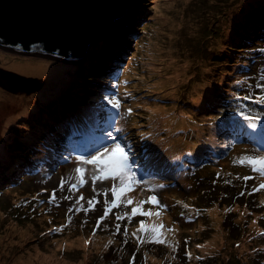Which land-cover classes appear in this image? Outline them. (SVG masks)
Instances as JSON below:
<instances>
[{
	"label": "rangeland",
	"instance_id": "obj_1",
	"mask_svg": "<svg viewBox=\"0 0 264 264\" xmlns=\"http://www.w3.org/2000/svg\"><path fill=\"white\" fill-rule=\"evenodd\" d=\"M262 12H264V0H137L128 12V16L122 18L119 22L117 21L115 24L117 26L113 27L117 28V34L111 30L104 37L102 36L100 38H102L101 42L104 54H110L111 50L116 46V39H119L123 32L130 30V32L138 36V41H134V43L135 45L140 44L138 54L141 58H139V63L136 65L137 71L134 76L137 77V81L133 87L139 95H146L148 101H153L151 99L154 97L150 93H156V90H159V93L168 95L163 102L159 101V103L167 104L169 111L173 113L174 110L171 108L173 101L171 98L178 97L175 103H179L182 106L186 102L189 94L196 93L198 96L202 84V77L210 79L215 84L213 86L208 85V88L212 89L213 87H221L217 83L228 82L229 73L226 70H231L232 73L239 71L248 72L253 65H258L259 69H264V63L260 62L258 52L255 56L236 63L232 68L231 61H237L240 55L237 54V51L228 49L227 47V44L239 45L244 43L245 37H242V35H246L247 32H241L240 29L236 28V25L242 19H256L252 28L256 25L258 26L256 37L261 40L264 36V15L261 14ZM174 19L178 20L177 23H174ZM146 23H148L147 27L145 25ZM141 28L145 29L142 30ZM157 31L160 33V36L157 35ZM152 36L159 39V51L161 52L159 58H163V56H166L170 52L166 45L170 44L173 47L171 52L173 55L166 56L161 61L158 60L154 66H150L151 61L153 62L154 59H150L149 57V54L154 55V52H146ZM96 40L89 44L86 50V56L84 55L85 58L83 56L82 58L71 60H57L59 61L58 64L51 63L45 75L40 76L43 83L42 90L39 93L32 92L29 94L11 90V84L7 79L8 73L37 79L39 75L25 74V64L19 65L24 62L26 58L24 56L33 57L37 60L44 58L38 55H24L8 49L2 50L0 47V114H3V118H0V120L7 122L10 119L7 127H4V125L0 126V153L2 151L5 152V157H1L0 159L1 166L4 167L10 162L15 163L24 155L17 152V149L24 142V140L22 141L24 138L23 134H26V128H28L26 120L30 119L33 121V118L36 116L35 113L32 114L33 111H39L41 108L51 105L49 88L56 78L59 76L67 77L68 81L72 84L90 82L93 76V70H95V62L99 55L95 54L99 46V42L96 44ZM121 42H124V40ZM111 44L114 45L112 48L110 47ZM131 52L134 51L132 50ZM125 53H130V49L127 48L120 54V57H123ZM15 58L19 60H15ZM227 60L229 63H227ZM80 61L83 62L80 63ZM175 67L180 70L178 74L173 73ZM158 76H162L161 81L168 84L166 87L162 88L159 86L158 88L154 84ZM171 78L174 80V83L166 82V79ZM257 79L259 84H264V74L257 76ZM250 84L253 85L252 81H248L246 86ZM119 86L120 90L123 91L124 97L128 98L129 96L130 99L133 98V94L135 93L130 91L129 85L125 83L124 79L121 80ZM25 87L27 89L30 88L28 84ZM143 90L146 91L142 92ZM9 93L25 94L31 100L32 104L28 108L21 106L20 109H13L11 108L12 104L6 102L3 97V94L9 95ZM44 94L48 95L47 99H42L43 96H46ZM76 106V104L72 106L73 111ZM49 110H51V107ZM127 110L128 108H125V112ZM22 111L26 113L24 114ZM9 112L12 118H6L9 116ZM59 112L62 111L57 110V113ZM71 112V110L65 109L67 116H71ZM125 112L122 116L125 115ZM26 114L28 115L25 116ZM149 114V112L141 114L138 120L140 121L141 117H150ZM195 114L196 116L198 115L197 118H199V121H197V124H201L200 128L208 131V127L205 124L207 116L204 114H198V111H193V113H184V117ZM167 118L173 117L170 116ZM51 127H53V123H51ZM184 128L177 126V123H175L163 133L165 141L158 153H161L164 164H174L177 158L185 154L190 147L191 143L185 144L179 135L180 131L182 132ZM58 133L59 137L64 135V132L59 131ZM156 135L159 136V133ZM53 138L57 142V136L54 135ZM60 147L57 142L54 150H51V152L47 151L45 159H48L49 156L58 152ZM239 151L243 153L242 148ZM38 154L40 155V153ZM231 163H228L227 170L221 174L219 180L217 179L216 182L213 181L214 177L211 175L204 178H200L197 175L194 180V187L197 189L198 194L197 192L191 193L190 191L181 194L183 202L180 204V207L187 203H193L194 200L198 206L194 214H189L192 217V222H187V225L184 226L185 231L187 230L189 232L187 234L189 239L185 242V246L192 250L194 257L192 260H177L172 264H264V251L260 253L255 251V249L264 246V223H261L260 219L263 215L259 216L256 214V216L251 218L249 213H246L247 209L253 206L255 202V198H249V195L253 193H247L246 191V195L237 197L231 192L233 189H241L240 191H244L240 187H235L241 181L239 175L229 178V176L237 172L234 166L233 172H231ZM81 167L86 169L85 180L87 183L79 186L78 191L73 190L71 198L67 200L70 204H64L61 210L63 217L57 220L58 227L55 229L56 233L53 234V239L49 238L52 243L50 244L48 241V251L42 250L37 243L38 240L33 238V246H31L30 251L3 254L0 257V264H13L16 259L28 255H33L36 261H44L49 264H106V260L100 256V249L98 245L96 246L95 241L84 237V233L88 229L87 223L89 217L93 215L91 212L93 208L89 209L87 201L93 199L95 203L101 191L103 180L97 181L94 189L91 176L96 171L95 166L85 164ZM51 171L50 168H47V170L40 169L39 172L43 174L38 176V184L41 189L40 194L44 196L43 198H48L51 195L50 192H55L56 200L59 196L60 188L56 191L53 189L51 183H58V180L51 179V176H53L49 173ZM1 176L2 172L0 171V186L2 187L0 189V197L4 195L3 199H11V202L15 197H21V194H30L32 199L36 198L35 191L38 188L36 187L34 189L29 180L19 185L21 194L18 191L11 198L12 190L5 192L7 184L2 186L4 180ZM56 178L59 177L57 176ZM27 188L29 189L27 190ZM250 189L251 187L247 188V190ZM81 194L84 199L79 201L77 208L70 210L74 200H78ZM41 195H38L39 199L37 202L43 199ZM233 200L238 201L234 205L230 204ZM44 201L45 199L42 200V202ZM14 205V202H11L10 205L8 204L10 209ZM81 205H83V208H81ZM35 206L37 208V205ZM237 208H243L245 212H236L235 215L231 216ZM255 209L260 210L259 207ZM216 212L218 213L217 216L212 217V214ZM0 214L2 213L0 212ZM180 215L181 211L177 209L176 216L179 219H183V216ZM136 219L133 218L135 221ZM217 219L219 222H216ZM4 220L10 221V217ZM33 221H36V217L33 218ZM50 226L51 224L48 223L44 228L47 229ZM35 232H37L36 227ZM216 232H220L223 235L224 238L221 243H224V245L219 246V243L214 244L212 242ZM5 234L13 237L10 231L5 232ZM4 237L6 236L0 233V238L4 239ZM178 237L180 238L179 233ZM130 240L136 243V240ZM73 241L76 242L74 243ZM122 243L125 244V242ZM208 243L213 248L209 249ZM198 245H202V247H198ZM38 253H44L46 257L41 260ZM137 253V257L131 259V264H145L141 259V252L138 251Z\"/></svg>",
	"mask_w": 264,
	"mask_h": 264
},
{
	"label": "bare ground",
	"instance_id": "obj_2",
	"mask_svg": "<svg viewBox=\"0 0 264 264\" xmlns=\"http://www.w3.org/2000/svg\"><path fill=\"white\" fill-rule=\"evenodd\" d=\"M245 15V14H244ZM128 16V12L126 15H123L122 18H125ZM120 18V20H122ZM119 20V19H118ZM119 20V21H120ZM118 21V22H119ZM177 19H174V23H177ZM256 22V19H242L239 21V23L236 25V28L240 29L241 32H246L248 29L252 28L254 26V23ZM117 23V22H116ZM112 31L118 32L117 28H112ZM157 35L160 36V33L157 31ZM128 38V41H124L122 48L127 47L132 51L134 49L136 41L134 33H131L130 30L124 33L123 38ZM242 37L248 38L247 35H242ZM100 43V47H101ZM170 52L166 56H171L173 55L172 49L173 47L168 44L166 45ZM98 47L97 53L101 51L102 48ZM2 50H7L6 48H2ZM10 50V49H8ZM124 51V50H121ZM153 51L154 55L149 54L150 59L153 58L154 61H151L150 66H154V64L158 60H163V58H159L161 55V52L159 51V39L155 37H151L150 39V45L149 48L146 49V52ZM120 52V50H118ZM122 53V52H120ZM48 55H43L44 59H35L33 57H26L23 63L25 64L24 72L25 74H33V75H39L43 76L48 70V66H51L50 56L51 54L47 53ZM28 55V54H27ZM35 55V54H33ZM32 55V56H33ZM23 58V57H21ZM20 58V59H21ZM15 60H19L15 58ZM128 62V56L125 58H122L121 61L119 62V69L115 73H110L109 71L107 73H102L100 77L95 79L93 81L92 85H83V83H77L78 87L82 90L84 99L77 103L75 110L73 111L72 105L67 102L68 96L70 93H67L60 102L55 103L54 107H51V110H49L50 107H46L38 113L35 118H33V121L30 119H27L26 122L28 123V128L26 131V134L24 135V138L26 139V143L24 146V155L19 161L10 162L6 164V166H0V171L2 172L1 178L4 180L2 186L16 181L17 178L24 176L28 172H36L40 169H46L50 168L52 164H58L60 163L66 156L69 154L73 153L74 151L78 152H89L90 150L96 148L100 142H102L105 139H108L114 135L120 136L123 140L124 143H129L130 141V136H124L121 134V131L118 127V122L115 120L114 116H106L103 113H93V114H85L80 111V104L82 102L86 103H91L92 99L94 96H96L98 93L101 92H110L114 86V80L115 78L119 75L120 71L126 67ZM57 64V63H56ZM12 68V67H11ZM23 72V73H24ZM180 70L175 67L173 69L174 74H178ZM146 77V75H144ZM162 76L156 77V80L154 81V84L159 88L160 87H166L168 84L163 83L161 81ZM68 80V79H67ZM210 79L206 77H202V84L199 90V95L197 96L196 93H191L188 95V98L186 102L180 106L179 103H175V100L178 99V97L171 98L173 103L171 104V108L174 110V112L169 111V107L167 104H160V103H154V102H146L148 105H152L153 107L151 108V111L158 114L159 117H165L167 115L172 116L173 118H166L167 121H176L177 119V126L179 127H185L182 129V132L180 131V136L182 137L181 140L185 138H190L194 139L196 136H193L195 134H198L202 128L199 127V124L194 125L197 130L195 132H189L187 130V126L189 125V121L187 118L183 116L184 113H193V111H206L210 107H215L219 108L225 104L231 103L233 99L230 96V93L226 91L223 87H213L211 91L209 92L208 85H215L212 83ZM101 82L102 88L99 91H95L94 88L99 85ZM166 82L174 83V80L171 79H166ZM33 91V90H32ZM146 90H143L144 92ZM1 93V91H0ZM55 94H58V92L50 93L49 96H53ZM154 98L151 100H159L160 102H163L164 99L168 97V95L159 93V90H156V93H150ZM46 95V94H44ZM39 96V95H38ZM3 97L5 98L6 102H9V104H12L11 108L13 109H20L21 106H25L28 108L29 105H31V100L26 96V95H17V94H12L9 93V95H4ZM48 95L43 96L42 99H47ZM116 98L115 95L107 96L106 100H110ZM202 103V104H201ZM64 109V112L60 116H53L50 117V114L52 111L55 109ZM65 109L71 110L72 114L71 116H67V113H65ZM139 111H144V108L142 106L138 107ZM22 113H26L25 111H22ZM27 115V114H26ZM1 118V114H0ZM6 118H12L10 115ZM106 118H112L107 120ZM10 119L6 122L4 127L9 123ZM51 123H53V127H51ZM163 123V122H162ZM67 124V125H66ZM1 126V125H0ZM49 127H51L49 129ZM62 130L65 132V136H61L60 140L66 144V138L70 139L74 134H76L77 137L80 139V144L75 145V146H68L65 145L64 149H60L58 152L54 153V155L49 156L48 159L46 158L47 155V147H48V136H50L54 131L56 130ZM162 130L165 131L164 128H161ZM232 132L222 131L220 135L224 138L225 143L232 142L236 137H240L243 139H249V140H256V141H262L264 145V131H257L253 128H250L246 124L240 122V121H235L230 125V128ZM91 132L90 135L87 133ZM29 133V135H28ZM101 135L99 136V134ZM240 133V134H239ZM66 137V138H65ZM143 142H145V139H142ZM132 145V144H130ZM159 146L162 148V145L159 142ZM55 148V147H53ZM33 151V159H31L30 156V151ZM239 151V150H238ZM40 153V155L38 153ZM138 150L135 151L137 153ZM218 151L212 150V149H204V148H197L194 150V154L191 156H185L183 158H177L174 164H164L162 160V155L161 153H157L153 151L154 155V160L152 161H146L145 159L141 158L138 161L134 163L136 167L139 168L140 174L142 176H153L155 175V171H150L148 170L147 165L151 166L153 169H158L159 168V180L163 182H173L174 185H181L183 183V180L185 179V176L183 173H180V170L183 171H188L190 169V166H184V162L189 161L192 157L194 156H199L203 158H214L218 155ZM53 154V153H52ZM42 167V168H41ZM2 187L0 186V189ZM259 198L264 200V191L259 194ZM45 201L43 202L44 208L46 210L47 204V198H44ZM121 199L123 201H126L128 197H126L124 194L121 196ZM134 201V199H133ZM53 212L56 211V208L54 207L52 209ZM217 212L212 214V217L217 216ZM47 222L51 223V218H46ZM216 222H219L217 219ZM96 229V226L92 229L89 230L86 234L92 235ZM178 229H181L179 227ZM18 233L23 236L28 233L27 229H20ZM223 235L220 232H216L214 234V237L212 239V242L214 244H218L219 246L224 245V243H221L223 240ZM176 239H178V232H174L171 235V243H173ZM74 243L76 241H73ZM223 242V241H222ZM209 249L213 248L211 245L208 243ZM170 246H162L164 250H168ZM39 257L41 260H43L46 255L44 253L40 254L38 253ZM14 264H49L45 263L44 261H36L34 259L33 255H28V256H22L21 259H16ZM153 264H158V261L155 259L153 261Z\"/></svg>",
	"mask_w": 264,
	"mask_h": 264
},
{
	"label": "clouds",
	"instance_id": "obj_3",
	"mask_svg": "<svg viewBox=\"0 0 264 264\" xmlns=\"http://www.w3.org/2000/svg\"><path fill=\"white\" fill-rule=\"evenodd\" d=\"M134 5H132L131 8ZM131 8H130V10H131ZM143 14H144V11H143ZM141 15H140V17H141ZM133 17H134V15H133ZM146 24H148V23H146ZM115 26H117V25H114L113 27H115ZM256 28H254V29L250 28V29H248L246 31L247 32L246 35L248 36V38L244 39V40H247L246 48H248L250 46L252 50H255L258 47H260V46H257L259 40L256 37L255 32H253ZM108 31L110 32L111 30L109 29ZM124 33L125 32H123V34L121 35L122 38L116 39V46L113 49L114 52L117 54V58L115 57L114 52L112 50H111L110 54H106V53L104 54L103 49H101V52H99V53L96 52L95 53V54H99V55H98V58L96 59L95 67H94L95 69H97V72L95 74H93V80L92 81H94L95 79L100 77L102 73H107L108 71L110 73H112L114 70H116V68L119 65V62L123 58V57H120V54H121L120 52L123 53V51L118 52V50H121V49L124 50V51L126 50V47L122 48V45H123L124 42H121V41L122 40L128 41V38H126V37L123 38L124 37ZM131 33H133V32H131ZM134 35H135L136 41H138L137 40L138 36L136 34H134ZM119 40H121V41H119ZM1 48L10 49L12 51L20 52L21 54L25 55V53H24L25 51H23V50H17V49L8 48V47H1ZM35 49H38V48L33 47V50H35ZM39 50L41 52H32L31 51V55H33V54L38 55V56L48 55L44 50H41V49H39ZM231 50L237 51L234 47ZM241 55H243V54H240V56ZM51 59H56V60H51ZM227 59L230 60L229 58H227ZM48 60H50L49 63H57L58 64L59 61H57V60L62 61V60H71V59L70 58L61 57L58 54H53L52 56H50V58ZM114 64H116L117 66H114ZM10 76H11V78H10ZM17 76H20V75H14V74L8 73V77L9 78H7V79L9 80V82L11 84V90L16 91V92H25V94H27V93L29 94V93H32V92L39 93L42 90L43 83H42V79H41L40 76H39V78L37 77V79H35L33 77H27V76L21 75V76H23V79H25V81L24 82L22 81L23 83H21V87L20 88H17L16 83H14V78H17ZM61 77L62 76H59L58 78H56L53 81L52 85L49 88L50 93L58 92V91L55 90L57 88H54L56 86L61 87V90L64 89L65 84H62V82H61V84L59 83V80L62 81ZM33 79H34V82L32 81ZM64 79H65L64 82H66V83L69 82L67 80V77H64ZM136 81H137V77H136ZM26 84H28L29 86L33 85L34 89L28 90L25 87ZM85 84L86 83H83V85H85ZM68 85L69 84H67V88H68ZM72 85L73 84L71 83V86ZM101 88H102V84L100 82V84L97 85L96 89L94 88V90L97 92ZM31 90H33V91H31ZM80 92H81V89L78 87V85H76L74 90L68 92L70 94L68 96L67 102L68 101L73 102L72 106L74 104H76L78 102L79 97H80ZM136 93L139 95L138 92H136ZM65 94H67V93H65ZM17 95H21V94H17ZM58 95L60 96V92H58V94L50 96L51 101H53L54 98H56V97L58 99L59 98ZM107 96L108 95L94 96L91 103L82 102L81 106H80V111L81 112L82 111H87V110L92 108V105H93V107H95L97 105V108L101 107V109H102L103 106H107V103H108V100H106ZM63 97H65V95H63ZM139 97H143L144 98V101L141 100L140 101L141 105L138 106V107L142 106L144 108V111H139L138 107H137V109L134 111V116H135L136 122H131L130 123L129 130H132L134 132V134H135L134 130H136L138 128L137 124L141 123L143 120H145V122H143L144 127H141V132H139V136H137L136 144L140 148H143L144 150H146V149H148L150 147H153L155 145L156 146L159 145V142L163 146L164 145V141H165V138L163 137V133L166 132L172 125H174L177 122L178 119L173 122V121H167L166 120V117H170L169 115H167L165 117H159L158 114H156V113L151 111V108L153 107L152 105H149V106H151L150 109L148 108V106L144 105V104H146V102L159 103V100L157 99V100H154V101H148L146 99V97H147L146 95H143V96L139 95ZM62 99L63 98L61 97V100ZM55 103H57V102H55ZM54 104L53 105L51 104L48 107L56 106ZM44 108H46V107H44ZM44 108H41L38 111V113H40V111L42 109H44ZM57 110H61L62 112L57 113ZM96 110H99V109H96ZM63 112H64V109H62V108L55 109L54 111L51 112L50 117L60 116ZM100 112H101V110H99V113ZM146 112L150 113L149 114L150 117H141L140 121H139L138 117L141 116V114H145ZM151 112H152V114H151ZM101 113H103V112H101ZM9 115H10V112H9ZM27 115H25V116H27ZM183 116H184V114H183ZM1 118H3V114H1ZM185 118H187V120L189 121V125L187 126V128H189L192 125V123H195V121H199V118H193L191 115H188ZM152 119H157V121L155 122L154 125L150 126L149 121L152 120ZM5 124H6V122H2L0 120V125H5ZM8 124L6 125V127L8 126ZM125 125H127V123H125ZM118 127H119V123H118ZM50 128L51 127H49V129ZM161 128H164L165 131L162 130ZM60 132H63V131L60 130ZM55 133H57V131H54L52 134L55 135ZM158 133H159V136L156 135ZM194 136H196V135H194ZM142 139H145V142H143ZM182 142H184L185 144H189L190 143L187 140V138L183 139ZM25 143H26V139L24 140V146H25ZM71 143H72V146L80 144V142L77 141V136L75 138L71 139ZM24 146L23 145L19 146V148L17 149V152H20V150L23 151L24 150ZM139 151L140 150H138V152ZM153 156L154 155L152 154V156L149 157V161L154 160ZM66 157H69V156H66ZM83 165H85V164L82 161H80L78 158L70 157L62 165V167L57 171L56 176L53 177V179H57L58 180V183H56V182L51 183L52 186H53V189L56 191L58 188H60V193H59L58 198L55 201H53V200H50L51 196H52V192H50L51 195L47 198V201H46L47 207H46L45 213L49 217L51 216L50 217L51 218V223L47 222V224L49 223V224H51V226H50V228L45 229L44 226L47 225V224H45L43 226L42 230L40 231V234H39L40 236H47V239L50 242V244L52 243L50 239H53V237H54L53 234L56 233L55 229L58 227L57 226V220L63 217V213H61V210L63 209L64 204H67V205L70 204L67 201L69 198L66 199V197H70L71 198V196L73 194V190L70 189V185H71V183H74V182L77 183L78 182L79 174L75 172V169L77 167H81ZM70 167H71V169H70ZM147 167H148V170H150V171L159 172V168L158 169H153L149 165H147ZM205 173H207V172H205ZM57 176L59 178H56ZM62 180L66 181L65 186L63 188H61V186H60ZM11 183L13 184V182H11ZM103 183L104 184H108L109 181L106 179V180H103ZM165 183L166 182H163V181H159V184L153 183L152 188H148L145 191H143L144 195L142 197H140L141 200L142 201H148L146 203H149V201H150L149 198L152 195H156L158 197L160 194L167 192L168 188L165 187ZM154 185H163L164 187H162V188L158 187V188H155L154 190H152ZM101 190H103L102 189V185H101ZM40 191H41V189H40V185H39L38 186V190H36V192H35L36 193V198H34L33 201H37V196L40 194ZM174 193H175V196H176L178 191H174ZM42 194H44V193H42ZM138 196H140V195H138ZM166 196L171 198V192H167ZM41 197L43 198L44 196L41 195ZM137 197H136V195L132 197L134 199L133 202H136L139 199ZM1 199L2 198L0 197V200ZM43 199H41V208L44 207L43 202H42ZM159 199H160V196H159ZM97 200L99 201V203H96L95 207L91 210L93 215L91 217H89V220H88V223H87L88 224V229H86L85 233H87L89 230H92L96 226V229H95L94 233L92 235L86 234V236L89 239H92V240L95 241L96 246L97 245L99 246L100 253L102 251H109V252H112L114 254V258H113V260L111 261L110 264H131V259H135L137 257V255H138L137 252L138 251L141 252V259L143 260V262L145 264H153V261L155 259L158 261V264H172L175 261L181 260V259H188V260H192L193 259V257H194V256H192L193 252H192L191 249H187L185 247V242H187V240H184L181 237L180 233H179L180 238L179 237L178 238H179L180 241L183 242L184 247L175 246L174 248H172V249L169 248L168 250H164L162 248V246H170L172 244L170 242L171 241V235L168 234L170 229L166 230L165 235H163V239H165V241H166L165 243H158V242H154V241L149 242L148 241L149 238H142L144 240V242H141V240H138V239H135L136 243L130 242L131 241L130 239H133V237H134L132 234L134 232H136V233L138 232L137 230L139 229L140 221H144V224H146L147 219H145V217H144L145 215H138L137 214L136 216H134V219L137 218L136 221H135V220L130 219V218L117 219V216H114L111 213H109L107 215V217L102 222H100L99 218L101 216H103L105 211H106V200H111V199L106 198V196L104 195L103 197L102 196H100V197L98 196ZM76 201L77 200H74V203L71 205L70 209L77 208L78 203H76ZM54 207L56 208V211L54 213H51V212H53L52 209ZM121 207H123V206H121ZM243 212H245L244 209H243ZM58 223H60V222H58ZM118 228H119V230H117ZM184 228L185 227L180 229V232L182 231L181 233H184V231H185ZM167 237H169L170 240H168ZM122 242L129 243V246L131 248V253L130 254L128 252L124 253V252H120L119 251V244L122 243ZM261 249L262 248H258L255 251L257 252V251H260ZM46 251H48V250H46ZM189 252L191 253L190 256L187 255V253H189Z\"/></svg>",
	"mask_w": 264,
	"mask_h": 264
},
{
	"label": "water",
	"instance_id": "obj_4",
	"mask_svg": "<svg viewBox=\"0 0 264 264\" xmlns=\"http://www.w3.org/2000/svg\"><path fill=\"white\" fill-rule=\"evenodd\" d=\"M135 2L0 0V47L23 50L28 55L31 51L41 52V49L51 55L82 58L86 56L89 44L112 30L118 18L120 20L126 15ZM33 47L38 49L33 50ZM22 81H25L23 76L14 78L17 88L21 87ZM30 88L34 89V86ZM238 157V154L232 153L229 162ZM234 169L248 172L251 167L243 164L234 166Z\"/></svg>",
	"mask_w": 264,
	"mask_h": 264
},
{
	"label": "snow or ice",
	"instance_id": "obj_5",
	"mask_svg": "<svg viewBox=\"0 0 264 264\" xmlns=\"http://www.w3.org/2000/svg\"><path fill=\"white\" fill-rule=\"evenodd\" d=\"M245 99H250L251 97H244ZM257 102L264 103V95L257 98ZM109 103L112 104L114 108H119L121 106L120 100L118 98H113L109 100ZM129 112L132 110L129 109ZM241 116H244L245 120H248L251 123L252 127H256V121L260 120L261 118L259 116H250L245 115L244 112L240 113ZM114 153H119L118 155H113ZM131 148L129 146H126L122 144L119 140H117L115 137H112L111 143H109L106 146H101L94 155H91L88 158H85L83 156L79 157V160L82 161L84 164L93 165L96 168L95 173L91 176L92 186L95 189V184L97 181H102L106 179H119L121 187L117 189L115 186L112 188V192L115 194V200L112 202H107L106 204H109V206L106 208V211L103 216L99 218V221L102 222L107 215L111 212L112 208L118 207L119 205L116 203V201H121V196L126 191H132L133 185H139L142 183H145L144 181L137 179L136 174L132 171V165L130 163V156ZM240 164H247L249 165L253 171L264 174V155H243L239 159ZM85 171L86 169L84 167H77L75 169V172L79 174L78 181L79 183H71L70 189L71 190H79V186H82L84 183H87L85 180ZM243 179L248 180L251 179V177H243ZM66 181H61V188L65 186ZM162 188L163 185H154L153 189L155 188ZM259 189H264V183H261L259 185ZM259 189H255L254 191H258ZM106 195V193H105ZM243 195V193H242ZM56 193L53 192L51 199L55 200ZM70 197H66L68 199ZM84 197L81 194L79 199L76 201V203H79L80 200H83ZM150 201L153 204H156L160 207H165L164 205H160V201L157 198L156 195H152L150 198ZM148 201H141L140 204H138L136 207H133L131 209L130 215L136 216L138 213L142 215H159V213H151V212H141V207L143 203H146ZM89 209L95 207V203H99L98 200L95 201L93 199H89L87 201ZM126 204L131 205L133 204L132 199H127ZM81 208H83V205H81ZM84 209V210H89ZM71 210V209H70ZM129 215L128 213H125V216ZM124 217L118 216L117 219H123ZM164 227L163 224L159 225H152L150 228L144 224V221H140L138 232H145V233H151L152 239L154 242L158 243H165V239H163V233L161 232V229ZM119 230V228L117 229ZM133 236H136V232L132 234ZM138 240H141V242H144V240L137 236ZM198 247H202V245H198ZM187 255H191V253H187Z\"/></svg>",
	"mask_w": 264,
	"mask_h": 264
},
{
	"label": "trees",
	"instance_id": "obj_6",
	"mask_svg": "<svg viewBox=\"0 0 264 264\" xmlns=\"http://www.w3.org/2000/svg\"><path fill=\"white\" fill-rule=\"evenodd\" d=\"M261 14L264 15V12H262ZM145 25L147 27L148 24H145ZM116 34H117V32H116ZM120 38H122V37L120 36ZM97 42H99L98 47H100V43L102 45L101 39L97 40L96 44H97ZM113 46L114 45H112V44L110 45L111 48ZM139 47H140V44H137L134 46V49H133L134 52L130 51V53H125L123 55V58L128 56V64L130 65V69H129V73H128V82L131 86H133L134 83L136 82V76H134L136 71H137L136 65H137V63H139V58H141L140 55L138 54ZM227 47H228V49H233V47H234L237 50V52H241L240 50H243L246 47V43H242L239 45L227 44ZM100 48H102V46ZM126 49H127V47H126ZM112 51L114 52L113 49H112ZM114 55L117 58V54L115 52H114ZM130 62H132V63H130ZM95 89H96V87H95ZM117 94H118L117 89L113 88L110 92L104 91V92L98 93L96 96H101V95H108V96L115 95L116 96ZM72 103L73 102H71L70 104L72 105ZM140 127H144V125L141 124ZM239 159L234 160L231 163V172H233V166H235L236 164H240ZM227 168L223 172H225L227 170ZM239 177H240V174H239ZM243 177H247V174L243 173L241 175V180L243 182V185H242V182H240L241 187H245L246 185H248L250 183V182L246 183L244 181L245 179H243ZM218 180H219V178H218ZM216 181H217V179H216ZM250 187H251L250 190L245 189L244 191H240L241 189L240 190L239 189L238 190L233 189L231 192H233V194H235L237 197H242V196L246 195V193H245L246 191H247V193H253L255 185L253 184ZM27 190H28V188H27ZM242 193H243V195H242ZM253 197H254L253 194L249 195L250 199ZM237 201L238 200H233V201H231L230 204L234 205ZM9 202H10L9 200H4V202H0L1 203L0 212L2 213V214H0V215H2V216H0V233H3L6 236V237H4V239L0 238V257H2L3 254H6V253L30 251L31 246H33V238L38 240L37 243L40 245L41 249L47 250V247L49 245L47 236H40L39 235L43 226L45 224H47L46 218L51 217V216L49 217L45 213V208L43 207L39 211H36V208H34L33 205H37V202L33 201L32 203H29L26 207L25 206H23L21 208H14L13 207L12 209H10V206H8V204L10 205L11 202L10 203ZM235 210H236L235 212H243V208H237ZM51 213H54V212H51ZM234 214L235 213H232L231 215H234ZM7 217H10V221L4 220ZM34 217H36V221H33ZM35 227L37 228V232H35ZM20 229H27L28 233L26 235L21 236L18 234V231ZM7 231H10V233L13 237H10L7 234H5V232H7ZM35 234L37 235L36 237H35ZM84 237H87L86 233H84ZM124 247H125V251H124ZM119 251L124 252V253L128 252L130 254L131 248L129 246V243L119 244ZM100 256L102 259H106V264H110L114 258V254L112 252H109V251H102L100 253ZM21 258L22 257H20L18 259H21ZM15 261L13 262V264L15 263Z\"/></svg>",
	"mask_w": 264,
	"mask_h": 264
}]
</instances>
